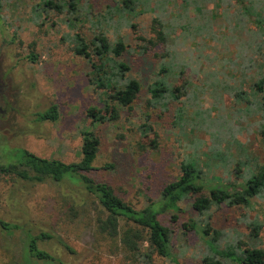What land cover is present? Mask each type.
I'll use <instances>...</instances> for the list:
<instances>
[{
  "label": "rangeland",
  "instance_id": "374dc122",
  "mask_svg": "<svg viewBox=\"0 0 264 264\" xmlns=\"http://www.w3.org/2000/svg\"><path fill=\"white\" fill-rule=\"evenodd\" d=\"M121 1L78 0L75 21L65 11L39 15L38 0H2L0 165L16 162L23 150L64 163L79 160L81 130L89 126L86 111L102 106V92L89 83L91 65L74 54L72 36L80 33L89 42L95 29L103 27L111 41L120 39L127 46L119 60L129 67L126 77L141 85L138 99L130 108L119 109L117 121L95 130L100 147L94 165L113 166L105 176L118 194L135 207L144 206L177 177L184 159L197 166L207 184L215 177L223 184L240 183L247 170L264 164L261 119L250 92L256 71L248 60L254 57L248 46L256 43L252 45L255 28L249 16L234 0H203L202 15L193 9L185 15L186 0H135L127 7L121 4L119 14ZM241 1L264 17V0ZM154 17L168 25L170 56L162 65L173 72L174 87L186 82L180 102L171 101L167 108L147 103V88L160 70V48L145 55L139 48L144 45L139 36L153 37ZM245 66L249 69L242 72ZM238 90L250 110L245 100L234 97ZM52 105L57 106V120L37 121L36 114ZM147 115L151 131L144 134L141 126ZM153 142L155 149L150 148ZM179 206L184 217L199 219L188 200ZM99 211L93 199L68 181L33 183L2 176L0 220L18 228L0 225V264H137L122 252L118 239L98 234ZM210 214L214 229L228 237L239 232L250 246L264 248V197L253 198L248 208L222 206ZM250 225L258 227L257 236L251 235ZM29 234L49 235L38 247L53 261L29 256ZM203 251L197 235L179 234L174 240L178 264H199Z\"/></svg>",
  "mask_w": 264,
  "mask_h": 264
},
{
  "label": "trees",
  "instance_id": "16d2710c",
  "mask_svg": "<svg viewBox=\"0 0 264 264\" xmlns=\"http://www.w3.org/2000/svg\"><path fill=\"white\" fill-rule=\"evenodd\" d=\"M134 1L122 0L118 3L117 12L120 14L124 8H121V4L127 7ZM169 1L172 2V0ZM212 1L216 4V0H205V4ZM234 1L239 5L241 13L249 16L250 23H253L255 28L251 36L252 45L253 43L256 45L253 48L249 43L248 46V50L252 51L254 55L248 60L253 62L256 71L254 75L256 78L250 85V92L255 101L254 112L259 113L261 119L258 135L264 146L263 12L253 6L244 5L241 0ZM202 2L203 0H186L185 15H188V11L191 9L196 15H202L204 12L201 9ZM2 8V0H0V18ZM77 8L78 0H38L35 12H39L38 14L41 15L42 12L54 11L57 14H63L65 11L73 17ZM107 14H109V10ZM73 19L76 21L77 16H74ZM151 25L153 37L146 39L139 36L138 40L144 43L139 48L143 55L150 49L160 48L157 58L162 61L158 77L147 88L149 95L147 103L152 108L157 106L167 108L171 101L180 102V98L184 96L182 90L185 88L186 82L182 83L180 87H174L171 81L173 72L167 66L162 65L170 56L167 49L169 32L166 21L154 17ZM131 27L135 26L132 24ZM95 30L97 31L89 42L80 33L72 36L74 54L85 58L91 65L89 83L102 92V106L90 107L86 111L89 126L81 130L82 143L79 160L64 163L54 159L41 158L23 150L16 162L0 165V178L6 176L33 183H42L48 180L68 181L82 189L100 209L96 218L98 234L111 240L118 239L122 252L137 264H157L159 260H169L172 264H178L173 246L174 240L179 234L184 238L197 235L201 240L204 251L199 257V264H264V248L250 246L242 239L239 232L234 231L233 236L228 237L222 231L214 229L211 226L210 214L211 210L222 206L248 208L251 206L253 198L264 197V164L254 170H247L246 177L238 184H223L222 179L217 177L212 178L207 184L202 179L197 166L184 159L179 164L177 177L168 181L161 188L157 197H149L146 204L140 208L124 200L105 176L113 169L111 164L99 167L94 165L100 147V139L95 132L96 128L100 124L117 121L119 109L130 108L141 93L140 83L136 79L126 77L129 67L119 60L127 48L123 40L111 41L103 27ZM260 40L261 43H258ZM248 69L249 67L245 66L241 71ZM244 95L243 91L238 90L235 91L234 97L238 101L245 100L246 110H250L249 101ZM36 117L39 122L56 121L57 106H50L43 113H37ZM145 120L141 126V131L144 134L151 131L148 115ZM156 146V143L153 142L150 148L155 149ZM218 158L217 156L216 159ZM241 177L240 175L239 178ZM185 200L189 201L191 209L199 218L198 220L182 215L183 210L179 203ZM0 225L6 229L18 228L16 225L7 226L1 220ZM250 233L257 236L258 227L250 225ZM45 238L50 237L47 234L37 236L29 234L28 254L38 261L51 262L54 260L53 257L38 247V241Z\"/></svg>",
  "mask_w": 264,
  "mask_h": 264
},
{
  "label": "flooded vegetation",
  "instance_id": "af4514ba",
  "mask_svg": "<svg viewBox=\"0 0 264 264\" xmlns=\"http://www.w3.org/2000/svg\"><path fill=\"white\" fill-rule=\"evenodd\" d=\"M1 111V110H0ZM2 113V112H1ZM1 118H4V115H3V113H2V116H1Z\"/></svg>",
  "mask_w": 264,
  "mask_h": 264
}]
</instances>
